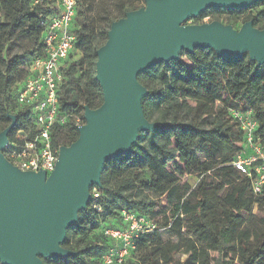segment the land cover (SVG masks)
<instances>
[{"label": "trees", "instance_id": "trees-1", "mask_svg": "<svg viewBox=\"0 0 264 264\" xmlns=\"http://www.w3.org/2000/svg\"><path fill=\"white\" fill-rule=\"evenodd\" d=\"M110 1L100 0L97 14L90 18L86 3L79 0L75 50L60 91V110L68 120L54 127L56 148L78 139L77 119L85 120L86 108L103 104L96 80L97 50L108 40L113 22L140 9L136 0H119L113 12ZM0 12L4 13L0 17V133L14 115L12 140L29 127L30 111L18 104L17 96L29 75V64L43 52L44 22L57 10L51 0H0ZM218 14H226L229 23L252 20L264 29V0L247 8L210 7L200 15ZM138 80L149 91L142 107L155 128L141 132L129 154L106 162L101 184L91 190L97 189L99 196L92 193L62 244L77 254L43 258L44 263L103 264L101 256L109 245L103 228L121 225L123 210L147 215L157 225L137 240V249L125 264L264 261V186L261 194H254L252 178L234 166L244 135L229 111L254 110L264 148V64L258 65L248 54L223 57L213 48H196L192 53L182 50L177 60L152 66ZM186 175L199 176L195 188L183 180ZM255 206L263 215L254 212ZM96 229L101 236H94Z\"/></svg>", "mask_w": 264, "mask_h": 264}, {"label": "water", "instance_id": "water-1", "mask_svg": "<svg viewBox=\"0 0 264 264\" xmlns=\"http://www.w3.org/2000/svg\"><path fill=\"white\" fill-rule=\"evenodd\" d=\"M146 7L130 11L112 23L108 40L97 50L96 80L103 104L86 108V123L70 146L60 147L55 170L22 171L3 151L16 124L0 133V261L3 264H45L44 259L76 255L63 243L67 229L92 200L101 184L106 162L132 151L141 132L156 123L143 112L149 91L138 76L152 66L180 58V52L213 48L218 56L248 54L264 64V29L249 20L233 30L218 20L185 25L210 7L247 8L260 0H145Z\"/></svg>", "mask_w": 264, "mask_h": 264}, {"label": "built area", "instance_id": "built-area-1", "mask_svg": "<svg viewBox=\"0 0 264 264\" xmlns=\"http://www.w3.org/2000/svg\"><path fill=\"white\" fill-rule=\"evenodd\" d=\"M54 1L57 12L44 22L43 52L29 64V75L17 96L18 104L30 111L29 127L19 130L12 140L9 138L3 153L22 171H42L47 176L55 170L59 159L60 148L53 146L54 127L64 125L68 120V115L60 110V91L67 62L75 50L74 22L79 4V0ZM229 111L244 135L243 148L237 154L234 166L252 178L253 192L259 195L264 186V148L257 135L258 121L252 108H231ZM121 217V225L103 228L109 240L101 256L103 264H125L137 249V240L157 229L154 220L147 215L123 210Z\"/></svg>", "mask_w": 264, "mask_h": 264}, {"label": "rangeland", "instance_id": "rangeland-1", "mask_svg": "<svg viewBox=\"0 0 264 264\" xmlns=\"http://www.w3.org/2000/svg\"><path fill=\"white\" fill-rule=\"evenodd\" d=\"M51 1L55 2L54 0H51ZM84 2L86 3L85 5H86L87 12H88V16L91 18L92 15H96L97 11L99 9L98 7L100 5V0H84ZM118 3H119V0H111L109 3V6H108L109 9L113 12H116V9L118 7ZM135 5H136V7H139L140 9L145 8L146 7V1L145 0H136ZM2 16H4V13L0 12V17H2ZM227 18H228V16L226 14H218V16H206V17H201V15H198V16L190 18L184 24L185 25H202L205 23H211L214 20H218V21L222 22L224 25L231 26L232 29L236 30V31L240 30L244 24L243 19L233 20L231 23H229ZM78 24L80 25L81 22L79 21ZM261 25L264 27V22L261 23ZM182 58H183V60H186L185 56H183ZM85 123H86V120L77 119L78 126L79 125L81 126ZM9 137H10V135H9ZM183 180L188 181L189 184L192 186V188H195L196 185L198 184V182L200 181V178L197 175H186L183 178ZM91 193H93L95 196H99V195H97L98 194L97 189L93 190V192L91 191ZM254 212L258 213L260 215H263V213L258 209L257 206H255ZM108 223L115 225V223L111 219L108 220ZM93 233H94V236H101V230L100 229L94 230ZM184 258H185V256H182V259H184ZM258 264H264V261H260Z\"/></svg>", "mask_w": 264, "mask_h": 264}]
</instances>
